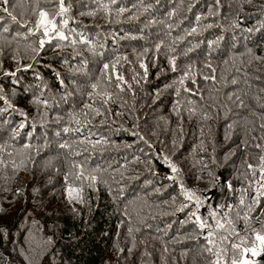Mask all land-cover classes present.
Wrapping results in <instances>:
<instances>
[{"label":"trees","instance_id":"16d2710c","mask_svg":"<svg viewBox=\"0 0 264 264\" xmlns=\"http://www.w3.org/2000/svg\"><path fill=\"white\" fill-rule=\"evenodd\" d=\"M63 3L0 11V264L242 261L264 235V0Z\"/></svg>","mask_w":264,"mask_h":264},{"label":"snow or ice","instance_id":"6c2138e0","mask_svg":"<svg viewBox=\"0 0 264 264\" xmlns=\"http://www.w3.org/2000/svg\"><path fill=\"white\" fill-rule=\"evenodd\" d=\"M8 3H9V0H0V4L5 5V7L0 9V11L8 13V15H10L12 17V19L15 21L16 17L13 16L12 13L9 12L8 7H6V5H8ZM65 12H66V9L64 8L63 0H60V11L58 13H56V15L60 16V15H63ZM39 17H40L39 20L36 22L37 23V29L42 28L43 29V34H44L45 37H49L50 38V33L55 31L56 34L60 37V39H65L63 33L57 30V25L54 22V18H49V13L48 12H45V11L41 10L40 13H39ZM67 23H68L67 20L63 21L64 25H66ZM5 31H7V29H5ZM29 31H31V29ZM248 31H251V29H249ZM39 43H40V47L43 48L45 43H46V40L41 39ZM157 48H159V45H157ZM171 63H173V65H174V61H172ZM109 67H110L109 64H104V69L105 70L109 69ZM112 67L114 68L115 66L113 65ZM141 67H145V66L143 64H141ZM173 71H175V67H173ZM11 75H15V73H11ZM117 79L118 80H123V77L122 76H117ZM181 83H183V80H181ZM92 87L95 89L96 85L93 84ZM117 87H119V85H117ZM21 127H23V125H21ZM64 131L67 132L68 129L66 128V129H64ZM61 147H65V145H61ZM165 162L168 163V165L171 168L173 173H175L177 171L176 167L174 165H172L169 161H167V159H165ZM170 178H173V177H170ZM91 179L95 180V177H92ZM229 188H231V185H229ZM72 191H73L72 189H69V196L70 197H71ZM182 191H184V190L182 189ZM184 194L189 199H191L192 196H193V194L188 193L186 191H184ZM199 203H200V201L197 199V204L199 205ZM241 203H243V200H241ZM229 207H231V205H229ZM193 215L195 216L196 213H193ZM212 215H214V213ZM199 219H200V217L197 216V220H199ZM217 223H218V227H223L222 224H219V222H217ZM200 226L203 227L204 226L203 223H201ZM256 239H257V241L260 242L261 246H264V235L257 234ZM233 247H237V246L233 245ZM245 251H249V250L246 249ZM251 251L253 253H255V249H251ZM232 264H247V261L246 260L245 261L233 260Z\"/></svg>","mask_w":264,"mask_h":264},{"label":"water","instance_id":"95a60500","mask_svg":"<svg viewBox=\"0 0 264 264\" xmlns=\"http://www.w3.org/2000/svg\"><path fill=\"white\" fill-rule=\"evenodd\" d=\"M255 249V253L251 251ZM247 261V264H264V246H261L260 242L257 241L256 245L244 251L242 255V261Z\"/></svg>","mask_w":264,"mask_h":264},{"label":"rangeland","instance_id":"374dc122","mask_svg":"<svg viewBox=\"0 0 264 264\" xmlns=\"http://www.w3.org/2000/svg\"><path fill=\"white\" fill-rule=\"evenodd\" d=\"M172 3H174V2H169L168 4H167V3H164V4L160 7L159 11L162 13V15H164V16H166V17H169V16H173V15L176 13V10H175L174 5H173ZM25 7H26V12H24V13L27 14V13L30 12V8L28 7L27 2H25ZM205 15H206V14H205V12H204L203 17H204ZM188 29H191V28L189 27ZM192 29H202V28H201V26H199V27H197V28H192ZM150 132H151V130L148 129V128H146V132H145V133H146L147 135H149ZM24 167H26V166H24ZM24 167H21V168L18 169V173H19L21 176H22L21 169L24 168ZM38 172H39V171H38ZM27 177H28V175L25 176L24 178H27Z\"/></svg>","mask_w":264,"mask_h":264}]
</instances>
